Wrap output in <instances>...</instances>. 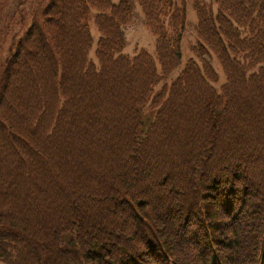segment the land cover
Returning <instances> with one entry per match:
<instances>
[{
    "label": "trees",
    "instance_id": "16d2710c",
    "mask_svg": "<svg viewBox=\"0 0 264 264\" xmlns=\"http://www.w3.org/2000/svg\"><path fill=\"white\" fill-rule=\"evenodd\" d=\"M137 1L155 57L127 0H37L0 58V264H264V0H193L219 91L199 50L155 91L186 0Z\"/></svg>",
    "mask_w": 264,
    "mask_h": 264
},
{
    "label": "rangeland",
    "instance_id": "374dc122",
    "mask_svg": "<svg viewBox=\"0 0 264 264\" xmlns=\"http://www.w3.org/2000/svg\"><path fill=\"white\" fill-rule=\"evenodd\" d=\"M37 0H10L5 7L2 18L0 20V58H4L13 43V37L17 35L19 39L24 31L29 27L32 20L33 12L38 11L40 3ZM119 0H116L118 2ZM130 6V15L127 22L123 25L125 43L122 52L129 56H134L140 51H146L155 57L156 37L146 24L144 13L137 0H127ZM208 5H212L215 12L217 5L213 0H206ZM95 12H92L89 21V28L92 34L93 43L89 51V58L96 62L95 50L97 48V40L99 32L94 24ZM247 28L241 29V35L247 34ZM198 38V17L194 7L193 0H186V21L185 30L180 41L181 59L179 65L165 79H162L155 87V91H159L164 85H170L183 71L185 65L190 59H194L201 64V58L197 56L196 50L201 51V56L211 63L217 73L218 81L214 84L217 91L225 83L226 78L216 56L209 50L200 47ZM158 68L159 65L157 64ZM224 252L222 247L218 248Z\"/></svg>",
    "mask_w": 264,
    "mask_h": 264
}]
</instances>
